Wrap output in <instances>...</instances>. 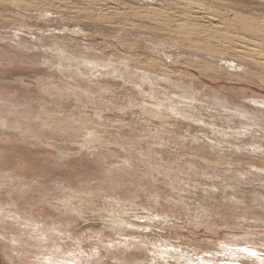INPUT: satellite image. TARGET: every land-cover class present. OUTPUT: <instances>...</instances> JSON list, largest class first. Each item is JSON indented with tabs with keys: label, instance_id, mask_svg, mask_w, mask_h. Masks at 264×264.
<instances>
[{
	"label": "rangeland",
	"instance_id": "obj_1",
	"mask_svg": "<svg viewBox=\"0 0 264 264\" xmlns=\"http://www.w3.org/2000/svg\"><path fill=\"white\" fill-rule=\"evenodd\" d=\"M185 1L0 0V206L10 200L14 201V204H19L18 211L15 207L9 209H16L13 211L20 214L17 213L20 225L12 224L13 228L10 224H0L1 232L5 233L4 238L16 237L22 241L21 238L25 236L24 239H27L29 226L23 227L25 219L28 221L26 223L31 220V223L45 226V230L51 228L52 222H56L60 226V232L64 234L62 240L55 237L57 243L61 244V241L66 240L69 244V247L64 246V252H70V249L73 251L75 240L78 239L85 253L99 248L97 257H102V264H113L114 257L118 256L128 262L143 259V250L136 246H126V251L121 256L116 250L108 252L98 244L100 236L104 243H113L118 239L128 240L129 237L119 238L108 225L99 222V216L103 221L108 220L106 216L113 215L111 209H117L122 211L123 218L144 223L147 227L144 235L147 237L143 238L144 241L140 240L142 247L145 243L149 248L151 244L157 248L169 245L168 248L181 250L184 256L193 259H213L211 264H225L227 254L223 255L220 247L228 241L236 239L233 244H242V238H247V234H251L249 239L256 243L263 241L264 161L255 154L264 151V111L253 106L250 100L264 99V76L226 66L221 60L218 51L221 49L218 47L209 45L208 48H195L193 44L188 45L180 39H173L172 31L175 28L172 23L179 17L192 23L187 17L196 16L199 24L208 26L207 15L196 10V7L202 6L209 9L208 12L218 14L211 23L218 25L222 22L224 31L241 35L232 11H236L237 18H249V23L264 22L258 20L264 19V0H258L262 6L258 2L249 3L250 0H188L189 4L188 1L183 4ZM232 2V6L236 2L238 8L228 7ZM222 4L228 7L227 10ZM14 6L27 9L28 12L21 13L24 19L13 9ZM242 8H246L245 11ZM44 11L48 12V16L41 18L40 13ZM155 12L161 14L159 20L155 17ZM251 13L253 16H249ZM161 19L169 21V24L164 22L172 31L167 25H160L163 22ZM159 26L160 29H157ZM165 27L166 29L161 30ZM211 46L217 49L213 50ZM89 64H94L93 68ZM142 76L144 79L148 77L143 79L145 82L141 80ZM98 82L102 84V88ZM138 88H144L148 95ZM86 90L91 91L86 93ZM123 104L129 107H124ZM74 118L80 121L76 122ZM254 147L260 148L255 150ZM251 165L263 168L262 173L254 171ZM21 189L24 191L22 199L20 194L17 195ZM6 226L10 228L7 229ZM1 238L0 264H8L5 255L9 242ZM139 239L135 240L139 242ZM27 244L32 245L28 242ZM240 247L243 246L237 248ZM257 248L264 255V247L257 245ZM30 250L35 249L29 246L26 251L20 252L25 264L34 260L35 253ZM18 251L13 252L19 253ZM238 261H242V258Z\"/></svg>",
	"mask_w": 264,
	"mask_h": 264
},
{
	"label": "bare ground",
	"instance_id": "obj_2",
	"mask_svg": "<svg viewBox=\"0 0 264 264\" xmlns=\"http://www.w3.org/2000/svg\"><path fill=\"white\" fill-rule=\"evenodd\" d=\"M152 1V0H151ZM165 1H167V0H165ZM186 1H188V0H186ZM186 1L185 2H183V4L184 3H186ZM201 2H202V0H200ZM212 1V0H211ZM222 1V0H221ZM224 1V0H223ZM234 1H236V0H234ZM242 1V0H241ZM244 1V0H243ZM246 1V0H245ZM248 1V0H247ZM99 2V1H98ZM106 2V1H105ZM137 2V1H136ZM213 2V1H212ZM258 2V0H250L249 1V3H254V4H256ZM262 2V1H261ZM264 2V1H263ZM262 2V3H263ZM146 3V2H145ZM152 3V2H151ZM171 3V2H170ZM222 3V2H221ZM221 3H220V5H221ZM233 3L234 2H232L231 3V5L230 6H228V7H233L232 5H233ZM243 2H241V4H242ZM246 3V2H245ZM259 3V2H258ZM187 4H189V1L187 2ZM195 4V3H194ZM205 4H207V3H205ZM215 4V3H214ZM226 4V3H225ZM228 5H229V2L227 3ZM238 4H240V3H238ZM237 4V5H238ZM244 4V3H243ZM242 4V5H243ZM248 4V3H247ZM12 5H14V4H12ZM192 5V4H191ZM200 5H202V4H200ZM219 5V4H218ZM258 5H260V6H262V4H258ZM17 6V5H16ZM16 6H14L13 7V9H15L16 10V12L18 13V15L19 16H21V18H22V15H21V13L22 12H24V11H26L27 9H23V8H21V7H16ZM193 6V5H192ZM191 6V7H192ZM212 6V5H211ZM216 6V5H215ZM222 6H224V4H222ZM227 6V5H226ZM235 6H236V2H235V5H234V9H235ZM241 6V5H240ZM249 6H251L250 4H249ZM5 7V6H4ZM194 7V6H193ZM207 7V6H206ZM228 7H225L224 6V8L226 9V8H228ZM237 7V6H236ZM256 7H257V5H256ZM175 8V7H174ZM216 8V7H215ZM233 8H230V9H232V10H234ZM238 8V7H237ZM264 8V7H263ZM3 9V8H2ZM1 9V10H2ZM176 9H177V7H176ZM230 9H228V12H229V10ZM243 9V8H242ZM245 9L246 8H244L243 10L245 11ZM256 9V8H255ZM34 10V9H33ZM167 10V9H166ZM196 10L199 12H202V14L204 15H207V23L209 24L208 26H205V25H201V24H199L198 22L199 21H197L198 19H197V17L196 16H193L192 18L190 17V16H188L187 18L188 19H190V21L192 22V23H188V22H185V21H183L182 20V18L181 17H179L178 19H176L172 24H173V26H174V28H175V30L174 31H172L171 29H169V26H168V22H167V20H164V21H166L167 23H165L162 19V21L163 22H160L161 24L160 25H162V26H165V25H167L168 26V29L169 30H171L172 32H173V35H174V38H173V36H172V38L173 39H178V41H182V42H185V43H187L188 45H191V44H193L192 46L193 47H195V48H200V47H202L203 46V48L204 47H206V48H208V46L209 45H213V46H215V47H218V49H221V50H218L219 51V53H220V57L222 58L221 60H223L227 65L226 66H230V67H232V68H235V69H237L238 71H244V72H249V73H260L262 76H264V22L263 21H255V23L254 22H252L251 21V19H250V21L252 22V23H249V22H247V20L249 19H243V18H237L236 17V14L237 13H235L236 11H232V12H234V14L233 15H235L234 17H235V22H236V27L237 28H240V31L242 32L241 33V35L239 34H236V33H234V32H227V31H224V27L225 26H223V23L221 22L220 24H218V25H215L214 23H211L212 21H215V17L218 15H215L213 12H208L209 11V9H206V8H202V6H201V8H200V6L199 7H196ZM212 10V9H211ZM210 10V11H211ZM227 10V9H226ZM251 10H253V9H251ZM257 10V9H256ZM256 10H254V11H256ZM259 10V9H258ZM150 11V10H149ZM213 11H215V9L213 8ZM216 11H219V10H216ZM243 11V12H244ZM249 11V10H248ZM8 12V11H7ZM26 12H28V11H26ZM224 12V11H223ZM237 12H240V11H237ZM241 12H242V10H241ZM259 12V11H258ZM258 12H256V13H258ZM261 12V11H260ZM263 12V11H262ZM3 13H4V11H3ZM218 13V12H217ZM246 13V12H245ZM249 13H250V11H249ZM12 14V13H11ZM15 14V13H14ZM23 14V13H22ZM142 14V13H141ZM149 14V13H148ZM155 14V17H158V20L160 19V15L161 14H157L156 12L154 13ZM166 14H168V13H166ZM220 14H222V13H220ZM243 13H241V15H242ZM259 14V13H258ZM80 15V14H79ZM191 15V14H190ZM244 15V14H243ZM252 15V13L251 14H249V16H251ZM13 16V15H12ZM48 16V12H46V11H44V12H42V13H40V17L41 18H46ZM140 16H142V15H140ZM226 16V15H225ZM253 16V15H252ZM82 17V16H81ZM220 17V16H219ZM233 17V18H234ZM243 17V16H242ZM256 17H257V15H256ZM20 18V19H21ZM113 18V17H112ZM137 18V17H136ZM202 18V17H201ZM221 18V17H220ZM228 18V17H227ZM251 18V17H250ZM259 18V17H258ZM264 18V17H263ZM18 19V18H17ZM22 19H24V18H22ZM127 19V18H126ZM133 19V18H132ZM154 19V18H153ZM217 19V18H216ZM219 19V18H218ZM254 19V18H253ZM256 20H257V18H256ZM258 20H264V19H262V18H260V19H258ZM30 21V20H29ZM103 21V20H102ZM118 21V20H117ZM188 21V20H187ZM211 21V22H210ZM225 20L223 19V22H224ZM39 22V21H38ZM139 22V21H138ZM145 22V21H144ZM149 22V21H148ZM23 23V22H22ZM134 23V22H133ZM143 23V22H142ZM226 23H229V22H226ZM29 24V23H28ZM31 24V23H30ZM42 24V23H41ZM152 24V23H151ZM140 25V24H139ZM154 25V24H153ZM229 26V25H228ZM39 27V26H38ZM154 27H155V25H154ZM157 27H158V25H157ZM160 27L161 26H159V28H157V29H160ZM231 27V26H230ZM232 27H233V25H232ZM232 27H231V29H232ZM40 28V27H39ZM156 28V27H155ZM38 29V28H37ZM163 29H166V27L165 28H161V30H163ZM172 29H173V27H172ZM234 29V31H235V28H233ZM238 30V29H237ZM236 30V31H237ZM170 31V32H171ZM229 31H231L230 29H229ZM30 32V31H29ZM161 32V31H160ZM169 32V31H168ZM42 33V32H41ZM134 33V32H133ZM165 34H166V32H164ZM244 33V34H243ZM29 34V33H28ZM121 34V33H120ZM119 34V35H120ZM162 34V33H161ZM170 34H172V33H170ZM35 35V34H34ZM41 35V34H40ZM243 35V36H242ZM62 36V35H61ZM161 36V35H160ZM170 36V35H169ZM47 37V36H46ZM134 37V36H133ZM154 37V36H153ZM165 37V36H164ZM164 37H163V39H164ZM167 37V36H166ZM152 38V37H151ZM156 38V37H155ZM160 38V37H159ZM17 39V38H16ZM47 39V38H46ZM45 39V40H46ZM154 39V38H153ZM157 39V38H156ZM161 39H162V37H161ZM171 39V38H170ZM175 39V40H176ZM180 39V40H179ZM124 40V39H123ZM151 40V39H150ZM168 40V39H167ZM144 41H145V38H144ZM158 41V40H157ZM162 41V40H161ZM171 41V40H170ZM177 41V42H178ZM147 42V41H146ZM155 42V41H154ZM172 42V41H171ZM174 42H176V41H174ZM33 43H34V41H33ZM38 43V42H37ZM160 43V42H159ZM158 43V44H159ZM176 44V43H175ZM142 46V45H141ZM213 46H211V49H213L212 47ZM25 47V46H24ZM176 47H177V45H176ZM214 47V49L213 50H215V49H217V48H215ZM66 48V47H65ZM148 49V48H147ZM210 49V50H211ZM163 50H164V48H163ZM174 50V49H173ZM56 51V50H55ZM154 51V50H153ZM170 51H172L171 49H170ZM180 51V50H179ZM190 51V50H189ZM202 51V50H201ZM29 52V51H28ZM64 52V51H63ZM97 52V51H96ZM158 52V51H157ZM182 52V51H181ZM199 52V51H198ZM198 52H195V53H198ZM215 52V51H214ZM50 53V52H49ZM56 53V52H55ZM180 53V52H179ZM186 53V52H185ZM184 53V54H185ZM190 53V52H189ZM193 53V52H192ZM101 54V53H100ZM184 54H183V56H184ZM51 55V54H50ZM57 55V54H56ZM98 55H99V52H98ZM190 55V54H189ZM206 55V54H205ZM63 56V55H62ZM66 56H68V55H66ZM181 56V55H180ZM198 56V55H197ZM207 56V55H206ZM69 57V56H68ZM92 57V56H91ZM172 57H175V56H172ZM194 57V56H193ZM200 57H201V55H200ZM204 57V56H203ZM60 58V57H59ZM70 58H72V57H70ZM185 58V57H184ZM232 58V59H231ZM234 58H236V60L234 59ZM198 59V58H197ZM212 59V58H211ZM214 59V58H213ZM5 60V59H4ZM179 60V59H178ZM127 61V60H126ZM129 61H131V60H129ZM171 61V60H170ZM206 61V60H205ZM43 63H45V62H43ZM81 63V62H80ZM110 63V62H109ZM127 63V62H126ZM207 63H209V62H207ZM73 64H75V63H73ZM78 64V63H77ZM87 64V66H88V63H86ZM128 64V63H127ZM126 64V65H127ZM176 64V63H175ZM222 64V63H221ZM64 65V64H63ZM89 65H92V68H93V65L94 64H89ZM115 65V64H114ZM123 65V64H122ZM225 65V64H224ZM69 66V65H68ZM97 66V65H96ZM109 66V65H108ZM125 66V65H124ZM64 67V66H63ZM66 67H67V65H66ZM90 67V66H89ZM88 67V68H89ZM128 67V69H129V65L127 66ZM216 67V66H215ZM72 68V67H71ZM79 68V67H78ZM84 68V67H83ZM86 68V67H85ZM92 68H90L91 70H93ZM95 68V67H94ZM97 68H98V66H97ZM111 68V67H110ZM119 68H121V67H119ZM125 68V67H124ZM228 68V67H227ZM48 69V68H47ZM87 69V68H86ZM126 69V68H125ZM151 69V68H150ZM50 70V69H49ZM60 69H58V71H59ZM73 70V69H72ZM139 70H141V68L139 69ZM62 71V70H61ZM94 71V70H93ZM107 71V70H106ZM112 71V70H111ZM130 71H132V70H130ZM142 71H144V70H142ZM141 71V72H142ZM155 71V70H154ZM70 72V71H69ZM75 72V71H74ZM96 72V71H95ZM103 72V71H102ZM129 72V71H128ZM127 72V73H128ZM137 72H139V71H137ZM140 72V73H141ZM232 72V71H231ZM235 72V71H234ZM63 73V72H62ZM77 73V72H76ZM144 73V72H143ZM146 73H148V72H146ZM151 73V72H150ZM149 73V74H150ZM63 74H65V73H63ZM73 74V73H72ZM78 74H79V72H78ZM145 74V73H144ZM149 74H148V77H150L149 76ZM259 74V75H260ZM82 75V74H81ZM91 75V74H90ZM103 75V74H102ZM132 75V74H131ZM143 75V74H142ZM146 75V74H145ZM161 75H163V74H161ZM69 76V75H68ZM121 76V75H120ZM138 76V75H137ZM144 76V75H143ZM143 76H142V81H144V80H146L148 77H146V79H144L143 78ZM164 76V75H163ZM162 76V77H163ZM74 77V76H73ZM114 77H116V76H114ZM135 77V76H134ZM139 77H141V76H139ZM157 77H159V76H157ZM103 78V77H102ZM119 78V77H118ZM165 78H167V77H165ZM73 78L71 77V80H72ZM79 80H80V78H78ZM87 79V78H86ZM96 79V78H95ZM109 79V78H108ZM116 79V78H115ZM134 79V78H133ZM136 79V78H135ZM144 79V80H143ZM151 79V78H150ZM160 79V81H161V78H159ZM170 79H171V77H170ZM64 80V79H63ZM76 80H77V78H76ZM75 80V81H76ZM123 80H124V78H123ZM156 80V79H155ZM68 81V80H67ZM74 81V80H73ZM84 81V80H83ZM82 81V82H83ZM87 81V80H86ZM90 81V80H89ZM88 81V82H89ZM103 81V80H102ZM101 81V82H102ZM120 81H121V79H120ZM159 81V82H160ZM164 81H165V79H164ZM167 81V80H166ZM168 81H169V79H168ZM79 82V81H78ZM85 82V81H84ZM112 82V81H111ZM141 82V81H140ZM145 82V81H144ZM151 82V81H150ZM183 82V81H182ZM187 82V81H186ZM46 83V82H45ZM65 83L67 84V82L65 81ZM69 83V82H68ZM71 83H72V81H71ZM70 83V84H71ZM86 84H88L87 82H85ZM90 83V82H89ZM98 83H100V82H98ZM108 83V82H107ZM117 83H118V81H117ZM120 83V82H119ZM118 83V84H119ZM129 83V82H128ZM142 83V82H141ZM147 83V82H146ZM171 83V82H170ZM180 83V82H179ZM195 83V82H194ZM73 84V83H72ZM101 84V83H100ZM109 84H111L110 82H109ZM114 84V83H113ZM115 84H116V82H115ZM136 84H138L137 82H136ZM140 84V83H139ZM138 84V85H139ZM148 84V83H147ZM159 84V83H158ZM162 85H163V82L161 83ZM166 84V83H165ZM181 84V83H180ZM69 85V84H68ZM77 85V84H76ZM92 85V84H91ZM122 85V84H121ZM124 85V84H123ZM126 85V84H125ZM175 85V84H174ZM182 85V84H181ZM62 86V85H61ZM66 86V85H65ZM75 86V85H74ZM82 86V85H81ZM88 86V85H87ZM112 86V85H111ZM118 86V85H117ZM120 86V85H119ZM118 86V87H119ZM145 86V85H144ZM151 86V85H150ZM154 86V85H153ZM156 86V85H155ZM159 86V85H158ZM157 86V87H158ZM167 86H169V85H167ZM184 86V85H183ZM182 86V87H183ZM190 86H191V84H190ZM199 86V85H198ZM76 87V86H75ZM103 86H102V84H101V88H102ZM110 87V86H109ZM114 87H116V85L114 86ZM161 87V86H160ZM177 87V86H176ZM175 87V88H176ZM188 87V86H187ZM48 88H50V87H48ZM61 88V87H60ZM73 88V87H72ZM78 89L80 88V87H77ZM95 88V87H94ZM93 88V89H94ZM113 88V87H112ZM112 88H111V91H112ZM117 88V87H116ZM126 88V87H125ZM128 88V87H127ZM130 88V87H129ZM163 88V87H162ZM181 88V87H180ZM44 89V88H43ZM51 89V88H50ZM52 89H53V87H52ZM56 89V88H55ZM69 89V88H68ZM67 89V90H68ZM71 89V88H70ZM97 89V88H96ZM95 89V90H96ZM108 89V88H107ZM115 89V88H114ZM114 89H113V91H114ZM138 89H141V88H138ZM143 90H144V88H142ZM141 89V90H142ZM165 89V88H164ZM173 89H174V86H173ZM183 89H184V87H183ZM187 89H189V88H187ZM187 89H186V91H187ZM59 90V89H58ZM108 90H110V89H108ZM126 90V89H125ZM137 90V89H136ZM48 91V90H47ZM70 91V90H69ZM72 91V90H71ZM91 91V90H90ZM90 91H88V90H86V93L87 92H90ZM101 91V90H100ZM106 91V90H105ZM139 91V90H138ZM154 91V90H153ZM165 91V90H164ZM177 91V90H176ZM195 91V90H194ZM49 92V91H48ZM52 92V91H51ZM74 92V91H73ZM116 92V91H115ZM141 92V94H144V92H145V90H144V92L142 93V91H140ZM139 92V93H140ZM159 92V91H158ZM166 92V91H165ZM173 92V91H172ZM175 92V91H174ZM182 92V91H181ZM54 93V92H53ZM55 93H57L56 92V90H55ZM58 93H59V91H58ZM69 93V92H68ZM79 93V92H78ZM77 93V95H79ZM99 93V92H98ZM101 93V92H100ZM106 93V92H105ZM108 93V92H107ZM109 93H111V92H109ZM118 93V92H117ZM124 93H126V92H124ZM131 93V92H130ZM130 93H129V95H130ZM146 93V92H145ZM148 93V92H147ZM146 93V94H147ZM152 93V92H151ZM163 93V92H162ZM168 94H169V92H167ZM170 93H171V91H170ZM175 93H177V92H175ZM196 93V92H195ZM61 95H62V93H60ZM75 94V93H74ZM74 94H73V96H74ZM92 94V93H91ZM102 94V93H101ZM174 94V93H173ZM180 94V93H179ZM179 94H177L178 96H179ZM185 94V93H184ZM54 95V94H53ZM57 95H59V94H57ZM66 95H67V93H66ZM71 95H72V93H71ZM80 95H82V94H80ZM83 95L84 96H86L84 93H83ZM89 95V94H88ZM103 96H104V94H102ZM128 95V94H127ZM148 95V94H147ZM156 95V94H155ZM166 95V94H165ZM84 96H83V98H84ZM90 96V95H89ZM95 96V95H94ZM93 96V97H94ZM96 96H97V94H96ZM131 96V95H130ZM151 96V95H150ZM157 96V95H156ZM168 96V95H167ZM185 96V95H184ZM194 96V95H193ZM63 97V96H62ZM68 97H71V96H68ZM82 97V96H81ZM80 97V98H81ZM129 97V96H128ZM134 97V96H133ZM139 97V96H138ZM141 97V96H140ZM175 97V96H174ZM187 97V96H186ZM75 98V97H74ZM83 98H81V99H83ZM92 98V97H91ZM90 98V99H91ZM96 98V97H95ZM100 98V97H99ZM103 99H104V97H102ZM110 98V97H109ZM108 98V99H109ZM144 98V97H143ZM149 98V97H148ZM195 98V97H194ZM70 99V98H69ZM80 99V100H81ZM88 99V98H87ZM86 99V100H87ZM122 99V98H121ZM155 99V98H154ZM176 99V98H175ZM187 99H189V98H187ZM64 100V99H63ZM80 100H78V101H80ZM93 100V99H92ZM97 100V99H96ZM99 101L100 100H102V99H98ZM129 100V99H128ZM148 100V99H147ZM163 100V99H162ZM171 100V99H170ZM184 100V99H183ZM16 101V100H15ZM45 101V100H44ZM52 101V100H51ZM50 101V102H51ZM56 101V100H55ZM70 101V100H69ZM110 101H111V99H110ZM110 101H108L109 103H110ZM114 101V100H113ZM150 101V100H149ZM160 101V100H159ZM173 101V100H172ZM208 101V100H207ZM218 101H221V100H218ZM8 102V101H7ZM11 102V101H10ZM14 102V101H13ZM46 102V101H45ZM82 102V101H81ZM104 102V101H103ZM102 102V103H103ZM119 102V101H118ZM132 102V101H131ZM137 102V101H136ZM139 102V101H138ZM144 102V101H143ZM155 102V101H154ZM196 102V101H195ZM215 102V101H214ZM23 103V102H22ZM25 103V102H24ZM27 103H29V102H27ZM26 103V104H27ZM77 103V102H76ZM85 103V102H84ZM87 103V102H86ZM90 103V102H89ZM93 103H95V102H93ZM101 103V102H100ZM115 103H117V102H115ZM114 103V104H115ZM146 103V102H145ZM151 103V102H150ZM156 103V102H155ZM193 103V102H192ZM217 103V102H216ZM221 103V102H220ZM232 103V102H231ZM250 103H252L253 104V106L255 105V107L257 108V109H259V110H262V111H264V99H262V100H256V99H252V100H250ZM20 104V103H19ZM42 104V103H41ZM69 104H72V103H70L69 102ZM73 104H75V102L73 103ZM96 104H98V103H96ZM107 104V103H106ZM142 104V103H141ZM148 104V103H147ZM154 104V103H153ZM156 104H158V103H156ZM168 104V103H167ZM171 104V103H170ZM208 104V103H207ZM3 105V104H2ZM76 105V104H75ZM88 105V104H87ZM91 105H92V103H91ZM110 105V104H109ZM118 105V104H117ZM126 105V104H125ZM129 105L131 106V104L129 103ZM135 105H136V103H135ZM139 105V104H138ZM137 105V106H138ZM143 105V104H142ZM162 105V104H161ZM188 105V104H187ZM191 105V104H190ZM10 106V105H9ZM27 106V105H26ZM53 106V105H52ZM62 106L65 108L66 107V105H63L62 104ZM61 106V107H62ZM96 106V105H95ZM95 106H94V108H95ZM120 106V105H119ZM123 106H124V104H123ZM122 106V107H123ZM127 106V105H126ZM126 106H124V107H126ZM150 106V105H149ZM157 106V105H156ZM155 106V107H156ZM13 107V106H12ZM56 107V106H55ZM69 107V106H68ZM72 107V106H71ZM70 107V108H71ZM87 107V106H86ZM90 107H92V106H90ZM99 107V106H98ZM97 107V108H98ZM102 106H100V108H101ZM127 107H129V106H127ZM132 107V106H131ZM139 107V106H138ZM137 107V108H138ZM142 107V106H141ZM205 107V106H204ZM203 107V108H204ZM7 108H9V107H7ZM7 108H6V110H7ZM16 108V107H15ZM51 108V107H50ZM58 108V107H57ZM69 108V109H70ZM73 108V107H72ZM120 108V107H119ZM134 108V107H133ZM149 108V107H148ZM160 108V107H159ZM177 108H179V107H177ZM226 108V107H225ZM224 108V109H225ZM45 109V108H44ZM60 109V108H59ZM67 109V108H66ZM68 109V110H69ZM92 109H93V107H92ZM129 109V108H128ZM174 109H176V108H174ZM223 109V108H222ZM4 110V109H3ZM5 110V111H6ZM87 110V109H86ZM88 110H90V108L88 109ZM108 110V109H107ZM113 110V109H112ZM122 110H123V108H122ZM121 110V111H122ZM136 110V109H135ZM147 110V109H146ZM161 110H163V109H161ZM166 110V109H165ZM177 110V109H176ZM209 110V109H208ZM0 111H1V109H0ZM47 111V110H46ZM80 111V110H79ZM82 111V110H81ZM116 111H118V110H116ZM148 111V110H147ZM150 111H152L151 109H150ZM167 111V110H166ZM173 111V110H172ZM216 111V110H215ZM248 111V110H247ZM258 111V110H257ZM6 112H8V111H6ZM9 112H10V110H9ZM12 112V111H11ZM16 112V111H15ZM23 112V111H22ZM43 112H44V110H43ZM43 112H41V113H43ZM52 112V111H51ZM62 112V111H61ZM77 112V111H76ZM83 112H85L86 113V111H84L83 110ZM99 112V111H98ZM139 112V111H138ZM177 112V111H176ZM185 112V111H184ZM218 112V111H217ZM222 112V111H221ZM1 113H3V111L1 112ZM64 113V112H63ZM72 113V112H71ZM80 113V112H79ZM96 113H97V111H96ZM146 113V112H145ZM164 113H166L165 111H164ZM180 113V112H179ZM208 113H209V111H208ZM240 113V112H239ZM246 113V112H245ZM12 115H13V113H11ZM18 114V113H17ZM46 114H47V112H46ZM55 114V113H54ZM58 114H61V113H58ZM123 114V113H122ZM130 114V113H129ZM147 114V113H146ZM149 114V113H148ZM182 114V113H181ZM224 114V113H223ZM238 114V113H237ZM39 115V114H38ZM45 115V114H44ZM48 115V114H47ZM79 115V114H78ZM84 115V114H83ZM107 115V114H106ZM110 115V114H109ZM113 115V114H112ZM161 115V114H160ZM185 115V114H184ZM183 115V116H184ZM196 115V114H195ZM226 115V114H225ZM228 115V114H227ZM41 116H43V115H41ZM108 116V115H107ZM151 116V115H150ZM243 116V115H242ZM245 116H246V114H245ZM48 117V116H47ZM51 117V116H50ZM55 117V116H54ZM85 117V116H84ZM88 117V116H87ZM90 117V116H89ZM102 117V116H101ZM120 117V116H119ZM136 117V116H135ZM161 117V116H160ZM180 117V116H179ZM232 117H234V116H232ZM260 117V116H259ZM13 118V117H12ZM20 118V117H19ZM40 118V117H39ZM43 118V117H42ZM45 118V117H44ZM67 118V117H66ZM94 118H95V116H94ZM107 118V117H106ZM113 118H114V116H113ZM150 118V117H149ZM207 118V117H206ZM220 118V117H219ZM250 118H251V116H250ZM56 119V118H55ZM75 120H76V118H74ZM73 119V120H74ZM80 119V118H79ZM88 119V118H87ZM105 119V118H104ZM123 119V118H122ZM124 119H126V118H124ZM156 119V118H155ZM202 119V118H201ZM259 119V118H258ZM1 116H0V122H1ZM37 120V119H36ZM53 120V119H52ZM84 120V119H83ZM83 120H82V122H83ZM89 120V119H88ZM101 120V119H100ZM129 120H130V118H129ZM217 120V119H216ZM39 121V120H38ZM37 121V122H38ZM49 121V120H48ZM80 121V120H79ZM79 121H77L76 120V122H79ZM94 121H95V119H94ZM104 121V120H103ZM115 121H117V120H115ZM231 121V120H230ZM239 121V120H238ZM4 123H5V121H3ZM25 122V121H24ZM40 122V121H39ZM39 122H38V124H39ZM50 122V121H49ZM72 122V121H71ZM71 122H68V123H70L71 124ZM75 122V121H74ZM96 122V121H95ZM194 122V121H193ZM214 122V121H213ZM256 122V121H255ZM34 123V122H33ZM66 123V122H65ZM102 123H104V122H102ZM166 123V122H165ZM228 123V122H227ZM230 123V122H229ZM105 124V123H104ZM109 124V123H108ZM189 124V123H188ZM232 124V123H231ZM250 124V123H249ZM256 124V123H255ZM261 124V123H260ZM41 125V124H40ZM47 125H49V124H45V126H47ZM67 126H69L68 124H66ZM65 125V126H66ZM72 125V124H71ZM80 125V124H79ZM82 125V124H81ZM95 125V124H94ZM98 125V124H97ZM176 125V124H175ZM247 125V124H246ZM256 125H258V124H256ZM5 126V125H4ZM43 126V125H42ZM102 126H103V124H102ZM109 126V125H108ZM177 126V125H176ZM190 126V125H189ZM244 126V125H243ZM259 126V125H258ZM264 126V125H263ZM79 127V126H78ZM81 127V126H80ZM93 127V126H92ZM121 127V126H120ZM119 127V128H120ZM124 127V126H123ZM146 127H147V125H146ZM262 127V126H261ZM71 128H73V127H71ZM87 128H88V126H87ZM141 128V127H140ZM152 128V127H151ZM163 128V127H162ZM181 128V127H180ZM223 128V127H222ZM251 128H252V126H251ZM256 128V127H255ZM48 129V128H47ZM79 129V128H78ZM92 129V128H91ZM117 129V128H116ZM135 129V128H134ZM150 129V128H149ZM204 129V128H203ZM250 129V128H249ZM44 130V129H43ZM96 129H94V131H95ZM121 130V129H120ZM152 130V129H151ZM166 130V129H165ZM174 130V129H173ZM198 130V129H197ZM205 130V129H204ZM217 130V129H216ZM222 130V129H221ZM22 131V130H21ZM93 131V130H92ZM94 131H93V133H94ZM158 131V130H157ZM167 131V130H166ZM190 131V130H189ZM194 131V130H193ZM200 131H201V129H200ZM248 131V130H247ZM44 132V131H43ZM72 133H73V131H71ZM96 132H98V131H96ZM95 132V133H96ZM100 132L102 133V131L100 130ZM122 132V131H121ZM150 132V131H149ZM154 132V131H153ZM174 132H177V130L176 131H174ZM209 132V131H208ZM215 132V131H214ZM92 133V134H93ZM118 133V132H117ZM156 133V132H155ZM250 133V132H249ZM248 133V134H249ZM50 134V133H49ZM165 134V133H164ZM195 134V133H194ZM217 134V133H216ZM230 134V133H229ZM89 135V134H88ZM95 135H97V134H95ZM143 135H145V134H143ZM163 135V134H162ZM166 135V134H165ZM175 135V134H174ZM189 136V135H188ZM201 136V135H200ZM211 136V135H210ZM242 136V135H241ZM52 137V136H51ZM61 137V136H60ZM80 137V136H79ZM90 137V136H89ZM88 137V138H89ZM93 137V136H92ZM105 137V136H104ZM162 137V136H161ZM175 137V136H174ZM173 137V138H174ZM245 137V136H244ZM250 137V136H249ZM46 138V137H45ZM95 138H96V136H95ZM103 138V137H102ZM117 138V137H116ZM119 138H120V136H119ZM118 138V139H119ZM159 138V137H158ZM157 138V139H158ZM177 138V137H176ZM194 138V137H193ZM87 139V138H86ZM90 139V138H89ZM98 139H100V137L98 138ZM153 139V138H152ZM196 139V138H195ZM238 139V138H237ZM62 140V139H61ZM92 140V139H91ZM94 140V139H93ZM97 140V139H96ZM102 140V139H101ZM154 140V139H153ZM152 140V141H153ZM162 140V139H161ZM212 140V139H211ZM232 140V139H231ZM38 141V140H37ZM60 141V140H59ZM66 141V140H65ZM87 141V140H86ZM109 141V140H108ZM164 141V140H163ZM179 141V140H178ZM182 141V140H181ZM194 141V140H193ZM226 141V140H225ZM255 141V140H254ZM119 142V141H118ZM148 142H150L149 140H148ZM147 142V143H148ZM166 142V141H165ZM56 143V142H55ZM93 143V142H92ZM101 143H103V142H101ZM122 143V142H121ZM140 143V142H139ZM175 143V142H174ZM192 143V142H191ZM236 143V142H235ZM49 144V143H48ZM170 144V143H169ZM181 144V143H180ZM222 144V143H221ZM227 144V143H226ZM46 145H47V143H46ZM90 145V144H89ZM99 145V144H98ZM125 145V144H124ZM175 145H177V144H175ZM212 145V144H211ZM242 145V144H241ZM247 145V144H246ZM85 146V145H84ZM111 146V145H110ZM114 146V145H113ZM119 146V145H118ZM117 146V147H118ZM237 146H239V145H237ZM63 147V146H62ZM87 147V146H86ZM90 147V146H89ZM94 147V146H93ZM139 147V146H138ZM187 147V146H186ZM209 147V146H208ZM212 147H214V146H212ZM240 147V146H239ZM242 147V146H241ZM249 147V146H248ZM61 148V147H60ZM124 148V147H123ZM220 148V147H219ZM257 148H260V147H254V149L255 150H257ZM87 149V148H86ZM109 149H110V147H109ZM135 149H136V147H135ZM142 149V148H141ZM172 149H173V147H172ZM183 149H184V147H183ZM233 149V148H232ZM65 150V149H64ZM71 150H73V149H71ZM137 150V149H136ZM155 150V149H154ZM179 150V149H178ZM238 150H239V148H238ZM248 150V149H247ZM96 151V150H95ZM203 151V150H202ZM201 151V152H202ZM214 151V150H213ZM222 151H224L223 149H222ZM86 152H87V150H86ZM92 152H94V151H92ZM91 152V153H92ZM100 152V151H99ZM125 152V151H124ZM152 152V151H151ZM158 152V151H157ZM156 152V153H157ZM207 152V151H206ZM252 152V151H251ZM84 153V152H83ZM89 153V152H88ZM141 153V152H140ZM178 153V152H177ZM254 154H255V152H253ZM105 154V153H104ZM144 154V153H143ZM176 154V153H175ZM225 154V153H224ZM238 154V153H237ZM83 155H85V154H83ZM168 155V154H167ZM170 155V154H169ZM184 155H186V154H184ZM209 155V154H208ZM255 155H257V156H259V159L260 160H262V161H264V151L263 152H260V151H258ZM254 155V156H255ZM91 156H92V154H91ZM101 156V155H100ZM165 156V155H164ZM183 156V155H182ZM200 156H202V155H200ZM199 156V157H200ZM221 156H223V154L221 155ZM252 156V155H251ZM256 156V157H257ZM173 157V156H172ZM186 157V156H185ZM255 157V158H256ZM88 158V157H87ZM129 158V157H128ZM176 158V157H175ZM231 158V157H230ZM246 158V157H245ZM147 159V158H146ZM174 159V158H173ZM185 159V158H184ZM234 159H236V158H234ZM239 159V158H238ZM188 160H189V158H188ZM193 160V159H192ZM204 160V159H203ZM219 160V159H218ZM232 160V159H231ZM246 160H248V159H246ZM139 161V160H138ZM148 161V160H147ZM208 161V160H207ZM210 161V160H209ZM221 161V160H220ZM172 162H173V160H172ZM176 162V161H175ZM178 162V161H177ZM225 162H227V161H225ZM233 162V161H232ZM143 163V162H142ZM195 163V162H194ZM212 163V162H211ZM221 163V162H220ZM180 164V163H179ZM254 165V164H253ZM253 165H251V167L254 169V171H257V172H260V173H262V169H260V168H257L256 166H253ZM188 166H190V165H188ZM212 166V165H211ZM223 166V165H222ZM241 166V165H240ZM245 166V165H244ZM122 167V166H121ZM125 167V166H124ZM123 167V168H124ZM169 167V166H168ZM207 167V166H206ZM247 167V166H246ZM261 167V166H260ZM190 168V167H189ZM201 168V167H200ZM75 169V168H74ZM116 169V168H115ZM132 169V168H131ZM157 169V168H156ZM177 170V169H176ZM203 170V169H202ZM224 170H225V167H224ZM244 170V169H243ZM193 171H195V170H193ZM225 171H227V170H225ZM130 172V171H129ZM178 172H180V171H178ZM196 172V171H195ZM198 172V171H197ZM248 172V171H247ZM218 173V172H217ZM256 173V172H255ZM259 173V174H260ZM201 174V173H200ZM199 174V175H200ZM256 174H258V173H256ZM196 175V174H195ZM194 175V176H195ZM218 175V174H217ZM234 175V174H233ZM245 175V174H244ZM247 175V174H246ZM261 175V174H260ZM174 176V175H173ZM193 176V175H192ZM232 176V175H231ZM157 177V176H156ZM228 177V176H227ZM256 177V176H255ZM175 178V177H174ZM237 178V177H236ZM241 178V177H240ZM251 178V177H250ZM1 179V178H0ZM178 179V178H177ZM202 179V178H201ZM258 179V178H257ZM245 180V179H244ZM263 180V179H262ZM4 181V180H3ZM224 181V180H223ZM264 181V180H263ZM14 182V181H13ZM189 182V181H188ZM1 183V182H0ZM218 183V182H217ZM154 184V183H153ZM160 184V183H159ZM226 184V183H225ZM235 184V183H234ZM245 184V183H244ZM0 186H2V185H0ZM227 186V185H226ZM240 186V185H239ZM171 187V186H170ZM173 187V186H172ZM185 188V187H184ZM28 189V188H27ZM26 189V190H27ZM33 189V188H32ZM31 189V190H32ZM239 189V188H238ZM1 190H4V189H2L1 188ZM15 190H17V189H15ZM195 190V189H194ZM226 190H227V188H226ZM58 191V190H57ZM181 191V190H180ZM211 191V190H210ZM11 192V191H10ZM19 192V193H18ZM17 192V195L18 194H20V199H22L24 196H22V194L24 193V191L21 189V190H19ZM23 192V193H22ZM62 192V191H61ZM209 192V191H208ZM12 193V192H11ZM164 193V192H163ZM193 193V192H192ZM161 194H162V192H161ZM197 194V193H196ZM214 194V193H213ZM216 194V193H215ZM226 194V193H225ZM235 194V193H234ZM16 195V196H17ZM227 195V194H226ZM19 196V195H18ZM18 196L16 197V198H18ZM104 196V195H103ZM162 196V195H161ZM214 197V196H213ZM224 197V196H223ZM47 198V197H46ZM89 198V197H88ZM87 199V198H86ZM70 200V199H69ZM102 200V199H101ZM154 200V199H153ZM197 200V199H196ZM91 201V200H90ZM94 201V200H93ZM158 201V200H157ZM96 202V201H95ZM106 202V201H105ZM104 202V203H105ZM59 203H60V201H59ZM111 203V202H110ZM142 203V202H141ZM173 203V202H172ZM85 204V203H84ZM113 204V203H112ZM111 204V205H112ZM209 204V203H208ZM242 204V203H241ZM240 204V205H241ZM18 205L19 204H14V201H8V202H6L5 204H3V205H1L0 206V224H2V222H3V224L4 225H7V224H10V225H12V224H15V226H17V223L19 224V220H20V217L18 216V214H19V212H17L18 211ZM114 205V204H113ZM112 205V206H113ZM212 205V204H211ZM60 206V205H59ZM100 206V205H99ZM109 206V205H108ZM115 206V205H114ZM159 206V205H158ZM213 206V205H212ZM13 207H15V208H17V211H13V210H16V209H13V210H10L11 208H13ZM23 207V206H22ZM110 207V206H109ZM174 207V206H173ZM10 208V209H9ZM34 208V207H33ZM100 208V207H99ZM105 208V207H104ZM112 208V207H111ZM121 208V207H120ZM6 209H8V211H6ZM53 209V208H52ZM60 209V208H59ZM58 209V210H59ZM74 209V208H73ZM112 210V212H113V215H109V216H106V217H108V220H106V219H104V221L102 220V219H100V216H99V222H100V224H104V225H108L109 226V228L112 230V232L115 234V235H117L119 238H121V237H124V236H127V237H129L128 238V240H126V239H116L117 241H115V242H113V243H110V242H108V243H104L105 241H103V239L101 238V236H100V238L98 239V244H100V246H102V248L103 249H105L106 251H108V252H110V250L112 251V249L113 250H116L117 251V254L118 255H123V253H124V251H126V250H124L125 248H126V246H136L137 248H139L141 251H142V253L144 252V256H143V259H140V260H135V261H133V262H128V261H125L123 258V260L120 258V256H118L117 258L116 257H114V261H113V264H159V263H161V264H170V262L172 263V264H211V262L212 261H214L213 259H205L204 257H201V258H196L195 257V259H193V258H190V257H188V256H184L183 254H182V251L180 250V251H177V249L176 248H172V249H170V248H168L169 247V245H166V246H163L162 247V245L159 247V248H157L156 246H154L153 244H151L150 246H151V248H149L148 246V244H144L143 245V247H142V245H140V240L142 239L143 240V238H146V237H144V235H145V233H147L146 232V229H147V227L144 225V223L142 224V223H135V221L133 222V221H129L128 219H125V218H123V215H121L122 214V211L120 212V211H118L117 209H111ZM181 210V209H180ZM254 210V209H253ZM60 211V210H59ZM67 211V210H66ZM75 211V210H74ZM131 211V210H130ZM234 211V210H233ZM68 212V211H67ZM73 212V211H72ZM71 212V213H72ZM77 212V211H76ZM85 212V211H84ZM154 212V211H153ZM226 212V211H225ZM18 213V214H17ZM78 213V212H77ZM82 213V212H81ZM192 213V212H191ZM199 213V212H198ZM246 213V212H245ZM68 214V213H67ZM73 214V213H72ZM114 214H116V215H114ZM153 214V213H152ZM256 214V213H255ZM20 215V214H19ZM76 215H78V214H76ZM108 215V214H107ZM200 216V215H199ZM198 216V217H199ZM233 216V215H232ZM250 216V215H249ZM24 217V216H23ZM31 217H33V216H31ZM79 217V216H78ZM86 217V216H85ZM149 217V216H148ZM220 217V216H219ZM245 217V216H244ZM142 218V217H141ZM146 218H147V216H146ZM150 218V217H149ZM167 218V217H166ZM175 218V217H174ZM214 218H216V217H214ZM228 218V217H227ZM246 218V217H245ZM251 218V217H250ZM23 219V218H22ZM162 219V218H161ZM206 219V218H205ZM211 219V218H210ZM261 219V218H260ZM89 220V219H88ZM106 220V221H105ZM164 220V219H163ZM200 220V219H199ZM225 220V219H224ZM234 220V219H233ZM252 220V219H251ZM257 220V219H256ZM9 221V222H8ZM179 221V220H178ZM206 221V220H205ZM264 221V220H263ZM26 222H28L26 219H25V222H24V225H23V227H25V226H29L28 228H29V232L28 233H26L27 235V239H24L25 238V236H23L24 238H21L22 239V241L18 238H16V237H12L11 239H6V238H4V234L5 233H2L1 232V230H0V237H2L1 238V240H3V241H5V239H6V241H8L9 242V246L8 247H6V250H7V252H6V258H7V262H9L10 264H25V262L23 261L24 260V257H22V255L20 254V252H21V250L24 252V251H26V248L27 247H32L33 249H35V250H30V251H33V253H35V255H34V260L30 263V264H102L103 262L101 261L102 260V257L100 258V257H97L98 255H97V253H98V249L99 248H96L95 250L93 249V250H90L89 251V253H85V251H83L82 250V248L83 247H81L80 246V244H81V242L78 240V239H76L75 241H76V245L75 246H73L74 247V250L73 251H71V249H70V252H64V246L65 245H69L67 242H66V240H63V241H61V244H58L57 242L58 241H56V239H55V237L57 236V239H58V237L62 240V239H64V237H63V235L64 234H62V232H60V226H59V224H57L56 222H52L51 223V228L50 229H47V230H45L46 228H45V226H40V225H38V224H35V223H31L32 221L30 220L29 221V223H26ZM258 223V222H257ZM147 224V223H146ZM20 225V224H19ZM18 225V226H19ZM21 225V226H22ZM48 225V224H47ZM91 225V224H90ZM255 225V224H254ZM1 226V225H0ZM13 226V225H12ZM40 226V227H39ZM96 226H97V224H96ZM226 226V225H225ZM3 227V226H2ZM7 227V229L8 228H10V227H8V226H6ZM27 227H25V228H27ZM215 227V226H214ZM13 228H14V226H13ZM12 228V229H13ZM38 228V229H37ZM49 228V227H48ZM228 228V227H227ZM253 228V227H252ZM6 229V230H7ZM35 229H37L36 231H35ZM64 229V228H63ZM229 229V228H228ZM16 230V229H15ZM67 230V229H66ZM86 230V229H85ZM87 230H88V228H87ZM107 230V229H106ZM214 230V229H213ZM4 231V230H3ZM24 231V230H23ZM145 231V232H144ZM26 232V231H25ZM103 232V231H102ZM165 232V231H164ZM64 233V232H63ZM157 233V232H156ZM263 233V232H262ZM101 234V233H100ZM17 235V234H16ZM19 235V234H18ZM23 235H25V234H23ZM68 235V234H67ZM112 235V234H111ZM162 235V234H161ZM213 235V234H212ZM22 236V235H21ZM156 236V235H155ZM247 238H242V244L241 243H239V245L237 244V245H235V244H233L232 242H234V241H228L227 242V244L225 245L224 244V246H222V247H220V250L223 252V255H224V253H226L227 254V256H226V258L227 259H225V261H224V259L223 260H221V261H224L225 262V264H264V255H262V254H260V251L261 250H259L258 248H257V245L259 246V247H264V238H263V241L262 242H260V243H256V241L254 240H252V239H249L250 237H252L251 236V234H247V235H245ZM231 237V236H230ZM136 238H140L138 241L139 242H137L135 239ZM156 238V237H155ZM254 239V238H253ZM78 240V241H77ZM185 240V239H184ZM183 240V241H184ZM228 240V239H227ZM226 240V241H227ZM74 241V240H73ZM144 241V240H143ZM27 242L28 243H32V245L30 244V245H28L27 244ZM79 242V243H78ZM145 242H146V240H145ZM188 242V241H187ZM3 243H5V242H3ZM148 243V242H147ZM168 244V243H167ZM187 245V244H186ZM216 245V244H215ZM24 246H25V249H24ZM97 246H99V245H97ZM168 246V247H167ZM185 246V245H184ZM213 246V245H212ZM238 246H243V247H240V248H237ZM69 247V246H68ZM174 247V246H173ZM101 248V247H100ZM193 248V247H192ZM245 248H247L248 249V251H242L243 249H245ZM11 249H13V250H11ZM66 249V248H65ZM134 249V248H133ZM136 249V248H135ZM186 249V248H185ZM18 251V250H20V251H18L19 253H15V252H13V251ZM137 250V249H136ZM194 250V249H193ZM198 250V249H197ZM29 251V250H28ZM68 251V250H67ZM95 251H97V252H95ZM105 252V251H104ZM115 252V251H114ZM214 252V251H213ZM252 252H255L256 253V255L255 256H252L251 255V253ZM262 252V251H261ZM31 253V252H30ZM125 253H127V252H125ZM193 253H194V251H193ZM32 254V253H31ZM107 254V253H106ZM141 254V253H140ZM197 254V253H196ZM221 254V253H220ZM108 255V254H107ZM94 257L96 258V259H94ZM110 257H111V255H110ZM213 257V256H212ZM242 258V261H238L239 259H241ZM218 259V258H217ZM6 260V259H5ZM95 260V261H94ZM6 262V263H7ZM30 262V261H29ZM8 263V264H9ZM214 264V263H213Z\"/></svg>",
	"mask_w": 264,
	"mask_h": 264
},
{
	"label": "snow or ice",
	"instance_id": "obj_3",
	"mask_svg": "<svg viewBox=\"0 0 264 264\" xmlns=\"http://www.w3.org/2000/svg\"><path fill=\"white\" fill-rule=\"evenodd\" d=\"M242 251H248V249H247V248H245V249H243ZM251 255H252V256H255V255H256V253H255V252H252V253H251Z\"/></svg>",
	"mask_w": 264,
	"mask_h": 264
}]
</instances>
